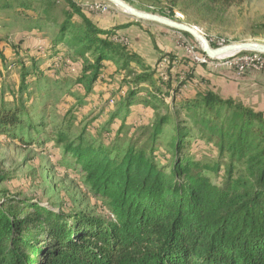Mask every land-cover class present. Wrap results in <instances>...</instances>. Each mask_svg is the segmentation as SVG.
Here are the masks:
<instances>
[{"label":"trees","instance_id":"16d2710c","mask_svg":"<svg viewBox=\"0 0 264 264\" xmlns=\"http://www.w3.org/2000/svg\"><path fill=\"white\" fill-rule=\"evenodd\" d=\"M57 1L0 0L1 9L13 8L14 19L27 20L29 33L40 35L57 24L38 59L18 62L16 92L1 88L0 137L40 150L52 143V152L61 145V167L83 176L107 214L45 205L0 187V264H264V111L222 97L201 74L197 79V67L206 63L161 51L139 21L98 26L72 0H62L59 20L50 14ZM192 1L209 16H224L238 3ZM144 39L157 54L154 64L136 50ZM6 64L0 48V77ZM61 68L75 73L84 98L108 95L103 113L118 102L99 131L103 113L74 127L80 116L71 107L57 108L62 99L55 106L59 124L43 132L47 107L40 104L50 90L41 91L40 83ZM147 109L150 122L143 121ZM8 180L0 166V185Z\"/></svg>","mask_w":264,"mask_h":264},{"label":"rangeland","instance_id":"374dc122","mask_svg":"<svg viewBox=\"0 0 264 264\" xmlns=\"http://www.w3.org/2000/svg\"><path fill=\"white\" fill-rule=\"evenodd\" d=\"M72 1L79 4L81 9L98 26H108L129 20L134 21L132 17L105 0ZM124 1L140 11L197 27L213 48L246 41H256L264 44V0H238V3L234 4L224 16L205 15L199 5H196L192 0ZM94 5L100 6L101 10H93L91 7H95ZM64 7L65 4L62 0H58L57 4L51 7V16H57L59 20L62 19ZM13 17H15L13 8H0V48L3 50L4 55L7 56V64L4 67L2 66L1 70L0 90L1 88L5 89V92H9L8 95L17 90L20 76L18 62L23 59L27 60L26 58L38 59L41 56L38 54V51L42 49L45 43L52 39L54 36V26L57 25L49 23L44 32L40 35H34V33H29L28 29L25 28L27 20L22 23L20 21L22 17L16 19ZM138 23L153 34L157 46L163 52L170 51L178 56L192 57L196 55L201 61L210 66L216 74L223 73L229 76L228 70L232 71L233 78L231 80H236L237 77H241L251 70L246 69L239 73L234 66L237 62L244 60L246 54L236 55L225 60H211L208 62L200 54L199 44L189 36H184L179 31L150 21H139ZM129 32L133 36L134 32ZM142 40L141 45L136 43L132 45L134 47L139 45L136 50L142 54L148 63L154 64L157 54L146 39H144L145 41ZM67 53L71 55L70 52H65V54ZM259 55L257 53L248 54V59H258ZM260 60H264V58ZM39 61V63H42V60ZM162 65L159 69L160 71H163L166 66ZM200 77L201 75L198 72L197 79ZM60 78L64 80L62 83L59 81ZM75 78V73L67 70V68H61L58 75L50 74L48 82L40 83L41 91H43V88L50 90L48 98H45L43 103L40 104V106L46 104L47 107V111L43 115L46 116L44 122L47 125V129L45 128L43 131L44 133L56 126L55 124H59L61 114L55 106L62 99L65 101H62L61 105H57V108L61 109L63 107L66 110L71 107L73 112H76L80 116L73 123L74 127H86L90 120L95 119L97 116L99 117V114L103 113V103L108 98V95L100 96L92 94L84 98L85 87L78 86ZM204 84V82H201L198 86L203 87ZM186 90L190 89L185 88L183 92H187ZM28 98L26 97L27 101L29 100ZM117 99L116 97L114 101L116 102ZM79 100H82L84 103L79 104ZM32 102L31 106L34 107L38 104L39 100L37 101L35 98ZM169 103L170 98L167 97L166 104ZM117 104L118 102L115 104L109 103L108 110L98 119L100 124L96 125V132L105 125L109 119L108 116L111 110L116 108ZM80 108L81 110L79 111L78 109ZM78 111L80 113H77ZM178 116L180 119L184 118L183 114H179ZM152 119L153 112L147 109L143 121L150 122ZM140 122L136 123L137 127L141 125ZM94 124L97 123L94 122ZM172 129L171 125L164 129V135L160 138L159 142L160 153L166 150L169 134H171ZM21 135L23 137L27 136L25 131H22ZM128 139L129 136L120 137L118 141L119 145L125 146ZM51 144H47L46 149L40 150L35 147H28L9 136H1L0 166L9 176V180L2 183L0 187H6L11 194H16L20 197L38 199L45 205H49L52 202H60L66 209H83L101 217L106 216V210L101 206V203L91 197L88 187L84 183L83 176L80 174L76 175L61 167L60 164L65 165V163H62V160L65 159L63 158V147L58 145L57 149L52 152L54 148ZM66 159L69 160V158Z\"/></svg>","mask_w":264,"mask_h":264},{"label":"water","instance_id":"95a60500","mask_svg":"<svg viewBox=\"0 0 264 264\" xmlns=\"http://www.w3.org/2000/svg\"><path fill=\"white\" fill-rule=\"evenodd\" d=\"M119 8L123 13L132 17L135 21H150L160 24L170 29L188 33L199 44L203 54L211 60H225L245 52H253L264 55V44L256 41L237 42L223 45L220 47H211L206 37L197 29L186 23L174 21L156 14L140 11L124 0H105Z\"/></svg>","mask_w":264,"mask_h":264},{"label":"crops","instance_id":"0c3cea01","mask_svg":"<svg viewBox=\"0 0 264 264\" xmlns=\"http://www.w3.org/2000/svg\"><path fill=\"white\" fill-rule=\"evenodd\" d=\"M228 71L229 76L223 73L216 74L207 65L204 68L197 67L195 72H199L202 78L208 81L211 88L222 97L239 98L254 109L264 111V72L251 69L241 77H237L236 80H231L233 73Z\"/></svg>","mask_w":264,"mask_h":264},{"label":"built area","instance_id":"2783aa9c","mask_svg":"<svg viewBox=\"0 0 264 264\" xmlns=\"http://www.w3.org/2000/svg\"><path fill=\"white\" fill-rule=\"evenodd\" d=\"M95 7H91L93 10L99 9L101 10V7L98 5H94ZM192 59L203 62L198 56H192ZM165 61V60H164ZM235 69L240 73L245 71L246 69H255L261 72H264V60L258 59H248V54H246V57L244 60L237 62L235 65Z\"/></svg>","mask_w":264,"mask_h":264},{"label":"bare ground","instance_id":"6f19581e","mask_svg":"<svg viewBox=\"0 0 264 264\" xmlns=\"http://www.w3.org/2000/svg\"><path fill=\"white\" fill-rule=\"evenodd\" d=\"M258 54V53H257ZM261 55V54H260ZM264 56V55H263Z\"/></svg>","mask_w":264,"mask_h":264}]
</instances>
